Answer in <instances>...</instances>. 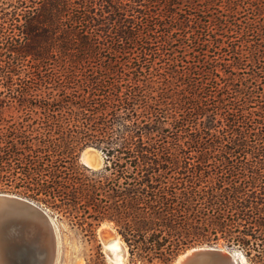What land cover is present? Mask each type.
I'll list each match as a JSON object with an SVG mask.
<instances>
[{"label": "trees", "instance_id": "trees-1", "mask_svg": "<svg viewBox=\"0 0 264 264\" xmlns=\"http://www.w3.org/2000/svg\"><path fill=\"white\" fill-rule=\"evenodd\" d=\"M0 190L113 222L132 264H264V0H0Z\"/></svg>", "mask_w": 264, "mask_h": 264}, {"label": "water", "instance_id": "water-1", "mask_svg": "<svg viewBox=\"0 0 264 264\" xmlns=\"http://www.w3.org/2000/svg\"><path fill=\"white\" fill-rule=\"evenodd\" d=\"M87 148L81 152V161L99 169L84 162ZM60 245L58 226L48 209L19 194L0 192V264H58ZM238 253L218 246H197L174 264H243Z\"/></svg>", "mask_w": 264, "mask_h": 264}, {"label": "rangeland", "instance_id": "rangeland-1", "mask_svg": "<svg viewBox=\"0 0 264 264\" xmlns=\"http://www.w3.org/2000/svg\"><path fill=\"white\" fill-rule=\"evenodd\" d=\"M101 155H99V158H100V164L102 165L99 168L103 167V165L105 164V159L102 152ZM0 192H7V191L0 190ZM9 193L15 194V192H9ZM50 213L56 220L61 237V245H60L61 250H60V258L58 264H116L111 260L110 257H108L103 242V234H101V231L115 232L124 241V239L118 232L117 227L113 222L102 221L97 226L93 235L89 232H85L81 226L74 224L67 218L61 220L57 216H55L52 212ZM125 245L127 247L126 249L127 257L125 258L122 264H132L130 259L129 247L126 242ZM205 245L218 246L232 251H239L241 254H244V252L238 246L229 245L226 242H224L223 239H220L218 241L213 240V241L193 243L187 246L186 248H184V250H182L179 253L177 258L180 255H182L184 252H186L187 250L193 247L205 246ZM243 264H251V262L246 257V262Z\"/></svg>", "mask_w": 264, "mask_h": 264}, {"label": "bare ground", "instance_id": "bare-ground-1", "mask_svg": "<svg viewBox=\"0 0 264 264\" xmlns=\"http://www.w3.org/2000/svg\"><path fill=\"white\" fill-rule=\"evenodd\" d=\"M99 155H101V152L99 150L93 147H88L84 151L83 160L85 163L89 164L90 166H93V164H95L94 166L98 168L102 165L100 164ZM91 160H93L94 163ZM101 234H103V242L108 257H110L114 263L122 264L125 258L127 257V252H126L127 247L125 245V242L115 232L101 231ZM108 251H112L113 256H111ZM188 251H190V249ZM238 254L241 257L242 262L245 263L246 257L244 256V254L241 253Z\"/></svg>", "mask_w": 264, "mask_h": 264}]
</instances>
